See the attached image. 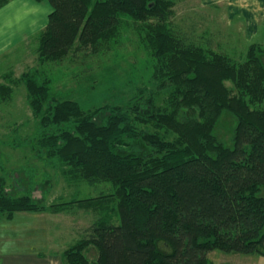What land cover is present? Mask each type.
<instances>
[{"label": "trees", "instance_id": "16d2710c", "mask_svg": "<svg viewBox=\"0 0 264 264\" xmlns=\"http://www.w3.org/2000/svg\"><path fill=\"white\" fill-rule=\"evenodd\" d=\"M47 1L39 65L0 74V104L24 83L36 128L0 143L24 145L69 184L113 189L45 204L32 194L36 170L18 169L29 183L16 193L2 162L0 220L22 211L94 213L64 250L66 264H213L217 249L264 257V43L239 57L199 44L175 27L176 0ZM125 28L149 57L152 86L93 109L51 91L40 65L110 52ZM225 110L238 119L233 147L215 132Z\"/></svg>", "mask_w": 264, "mask_h": 264}, {"label": "rangeland", "instance_id": "374dc122", "mask_svg": "<svg viewBox=\"0 0 264 264\" xmlns=\"http://www.w3.org/2000/svg\"><path fill=\"white\" fill-rule=\"evenodd\" d=\"M175 13V27L190 39L207 46L212 43L217 50L232 56L239 57L253 42L264 43V0H176ZM38 45L35 39L27 51L23 49L9 58H1L0 68L13 70L15 77H19L29 67L38 66ZM148 58L132 28H125L117 47L110 52L94 56L72 55L61 62L40 65V68L51 78L53 93L63 99L78 101L84 109H93L106 103L128 102L135 88L149 85L151 70ZM26 96L24 83H17L11 99L0 104V139L7 140L16 134L26 137L34 133L36 123ZM23 122L26 124L18 126ZM237 123V117L225 110L215 129L218 137L229 147L234 146L233 134ZM2 162L11 177L8 178V188L16 193L25 191L29 183V177L18 169L28 166L36 170V186L32 194L45 204L74 197L96 196L113 189L108 183L91 185L83 181L77 185L69 184L63 176L35 159L24 145L12 147L0 143ZM46 172L51 174V179L46 178ZM57 215L53 227L52 223L48 225L49 231L56 229V226L66 236L71 229L69 238L72 239L64 240L63 249L83 236L95 217L94 213L83 210L65 211ZM23 225L7 228L19 230ZM97 255V250L91 249L89 257L94 260ZM210 258L213 264H246L247 259L251 264H264V257L259 255L225 253L218 249L211 252Z\"/></svg>", "mask_w": 264, "mask_h": 264}, {"label": "crops", "instance_id": "0c3cea01", "mask_svg": "<svg viewBox=\"0 0 264 264\" xmlns=\"http://www.w3.org/2000/svg\"><path fill=\"white\" fill-rule=\"evenodd\" d=\"M44 3L45 5L41 6ZM51 11L52 6L46 0H9L1 6L0 59L16 55L23 49L27 51V47L29 48L35 39L38 41V35L48 25ZM12 71L0 68V74ZM57 217V213L48 211H22L17 212L11 220H0V264H66L63 243L65 244L64 240L72 239L69 238L71 229L66 236L56 226V229L49 231L48 225L52 223L53 227ZM15 219L16 221L11 223ZM21 224L23 226L19 230L7 228H18ZM33 225L36 226L31 227ZM246 261V264H251L249 259Z\"/></svg>", "mask_w": 264, "mask_h": 264}]
</instances>
